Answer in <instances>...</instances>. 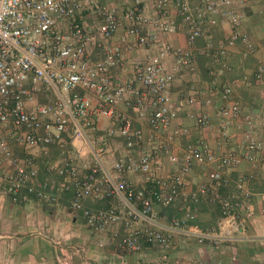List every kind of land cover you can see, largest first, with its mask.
<instances>
[{
	"label": "built area",
	"instance_id": "obj_1",
	"mask_svg": "<svg viewBox=\"0 0 264 264\" xmlns=\"http://www.w3.org/2000/svg\"><path fill=\"white\" fill-rule=\"evenodd\" d=\"M252 0H156L155 20L152 21L159 33L168 34L178 24L186 34L188 48L181 49L162 43L158 48V58L134 66L133 82L114 93H110V70L124 59L122 49L106 46L104 57L91 61L88 48L98 41H108L117 32L119 23L114 9L103 7L100 0H0V124L11 125L10 138L25 149H40L44 152L52 145H61L63 136L73 140H82L86 131H96L95 120L100 117L113 119L115 107L129 91L134 97L136 107L146 102L149 107L147 124L151 129L166 131L177 119L180 112L172 104L169 91L174 74L181 69L194 71L196 62L195 45L199 39H205L204 54L209 56L218 70H211L212 76L221 75L230 70L222 62L229 49L240 43L243 57L255 52L249 37L241 31L243 8ZM143 0H134L127 11L129 27L122 41L138 37L141 29L150 20L142 12ZM91 12L100 19V24L89 30L84 25L83 13ZM174 16H171V13ZM219 25H228L229 34L214 43L209 39L213 29ZM157 35L141 39V43H156ZM174 60L170 69L165 61ZM252 79L260 82L264 79V64L255 69ZM248 84L249 80L244 77ZM144 90L140 91L139 86ZM44 86L54 95L47 104H36L35 96ZM204 91L190 88L186 99L188 106L198 102ZM212 95V91H208ZM93 94L97 105H92L87 94ZM221 104L216 115L221 119L220 134L226 137L227 124L242 119L246 129L242 134L241 147L226 149L219 154L210 151L208 145L200 141L189 146L180 159L178 172L165 177L152 167L153 157L149 153L136 158H121L114 162L110 172H103L97 159L95 164L82 174L73 159L61 164L48 163L45 178H39L38 168L33 157L20 162L8 145L7 138L0 137V184L4 195L12 203L22 204L32 198L54 205L62 193H71L70 209L80 213L85 225L95 233H102L116 225H121L123 234L115 229L111 232V241L121 251L136 254L142 245L155 247L164 253L172 247L173 231H188V223L194 220V212L186 209L184 220L174 219L169 228H160L155 224V206H171L185 191L184 176L193 166H209L208 182L217 187L226 186L225 171L237 168L243 161L252 166L264 165V139L259 141L252 136L249 117H241L239 101L234 96L233 87L225 82L220 91ZM206 99L205 104L211 105ZM187 118L195 127L211 129L208 115H195L190 112ZM186 129L174 127L168 139L180 137ZM121 137L126 147L131 149L140 134L132 130L129 120L119 125L112 124L105 134L97 137L100 143L99 153L104 152L106 139ZM165 154L169 155V142L161 144ZM127 173H138L148 185L137 190L133 183L125 178ZM247 179L239 180V188L223 197H217L222 220L229 225H244L252 217L250 193L242 185ZM208 195V185L200 184L196 191L189 194V201L197 205ZM119 197V207L91 211L83 204L87 200L102 201L110 197ZM198 244L209 242L219 245V238L211 232L198 233ZM166 254L160 261L152 264H165ZM123 264V263H119ZM174 264H206L176 260Z\"/></svg>",
	"mask_w": 264,
	"mask_h": 264
},
{
	"label": "crops",
	"instance_id": "obj_2",
	"mask_svg": "<svg viewBox=\"0 0 264 264\" xmlns=\"http://www.w3.org/2000/svg\"><path fill=\"white\" fill-rule=\"evenodd\" d=\"M156 0H143L142 12L150 22L145 25L138 37L122 41V37L129 27L126 18L127 11L134 0H100L103 7L114 9L118 19V29L108 41H98L88 48L91 61H99L104 57L106 46H117L122 49L124 59L110 70V93L118 88L130 85L134 80V66L137 63H147L158 58V48L162 43L173 47L187 49L186 34L180 24L168 34L159 33L154 24ZM243 22L241 31L245 33L255 47V52L243 57V46L238 43L229 49L222 62L230 66L228 72L212 76L211 70H218V65L204 54L205 39H199L195 45L196 62L194 71L185 69L174 74L169 95L174 107L180 112L177 119L166 131L153 130L147 124L150 110L145 102L142 107H136L134 97L129 91L115 107L113 119L100 117L95 120L96 131H86L82 140H73L64 135L61 145H52L48 151L40 149H25L10 138L13 130L11 125L0 124V137H6L8 145L15 157L23 162L27 157H33L38 168L39 178H45V168L48 163L61 164L72 158L74 164L82 174L87 168L95 164L98 159L103 172H110L115 161L121 158H136L140 154L149 153L153 157L152 167L158 174L165 177L175 175L180 166V159L189 146L198 142H205L210 151L219 154L226 149L241 147L242 134L246 124L242 119L227 124L226 137H222L219 130L221 119L216 115L217 107L221 104L220 91L223 83L232 85L234 96L241 107V117H249L252 136L261 141L264 139V79L260 82L252 79L258 65L264 64V0H252L241 8ZM174 16V13H171ZM84 25L94 30L100 19L91 12L83 13ZM230 32L228 25L215 27L209 37L214 43L224 39ZM157 35L156 43H141V39H148ZM168 68H172L174 60L165 61ZM247 77L249 83L243 79ZM139 86V85H138ZM195 87L204 91L198 102L193 106L186 104L190 95V88ZM143 92V88L140 87ZM208 91H212V95ZM54 95L40 88L36 99ZM92 105H97L96 97L88 93ZM29 103L33 107L37 103ZM211 99V105L205 100ZM54 99H52L53 101ZM50 101V102H52ZM208 115L211 129L197 128L187 118L188 113ZM127 119L132 130L140 134L133 147L128 149L124 139L111 137L106 139L104 152L99 153L100 143L97 137L105 134L112 124L116 126ZM174 127L187 130L185 135L168 139ZM169 142V155L165 154L161 144ZM209 166H193L184 176L185 191L171 206H155V224L160 228H169L172 221L184 220L186 209L194 212V220L188 223V231H173L172 247L163 252L155 247L142 245L141 251L131 254L119 250L115 241H111L112 230H119L123 234L121 225H116L102 233L92 232L86 225L80 213L70 209L71 193H62L54 205H49L32 198L27 203L14 204L3 194L0 184V264H152L160 261L164 254L167 256L165 264H174L176 260L204 262L206 264H264V165L258 163L252 166L243 161L237 168L224 173L227 184L217 187L208 182ZM246 178L242 187L250 193V207L252 217L245 220L244 225L231 226L222 220L217 197H223L239 188L240 178ZM125 178L133 183L137 190L148 187L144 177L138 173H127ZM200 184L208 185V195L197 205L189 201V194L196 191ZM91 211L105 210L109 207H119V197H110L102 201L87 200L83 204ZM211 232L220 240L219 245L209 242L198 244L195 236L198 233Z\"/></svg>",
	"mask_w": 264,
	"mask_h": 264
},
{
	"label": "rangeland",
	"instance_id": "obj_3",
	"mask_svg": "<svg viewBox=\"0 0 264 264\" xmlns=\"http://www.w3.org/2000/svg\"><path fill=\"white\" fill-rule=\"evenodd\" d=\"M40 88H45L44 86H41ZM46 90V89H45ZM49 94H47V96H48ZM37 97H35V99H36ZM52 99H54V97H50V96H48L47 98H44V99H36V101H37V103H39V104H47V103H50V101H52ZM153 130H155V129H153ZM158 131H161V130H158ZM162 132V131H161ZM164 136H167V134H163Z\"/></svg>",
	"mask_w": 264,
	"mask_h": 264
}]
</instances>
